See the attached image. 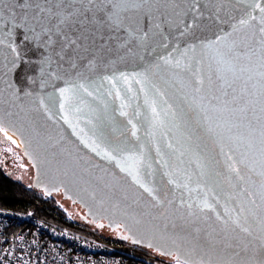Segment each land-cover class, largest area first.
Wrapping results in <instances>:
<instances>
[{"label":"snow or ice","instance_id":"6c2138e0","mask_svg":"<svg viewBox=\"0 0 264 264\" xmlns=\"http://www.w3.org/2000/svg\"><path fill=\"white\" fill-rule=\"evenodd\" d=\"M18 30L23 31L25 41L44 50L39 70L42 72L46 63L48 75L65 84L66 77L72 76L91 80L85 70L91 73L109 59L143 60L141 51L150 53L154 46L167 48V39L174 38L175 33L187 37L191 43L183 55L189 51L193 55L182 69L185 78L174 85L177 109L173 117L179 120L176 126L184 140L180 156L189 152L197 158L203 156L205 161L196 173L198 186H213L208 190L215 193V205L204 200L198 207L214 214V224L208 223L212 217L189 211L188 217H180L185 223L170 226L186 233L192 245L188 255L207 257L200 264H250L248 254L254 253L257 245L264 250V6L257 0H250L246 7L242 0H0V67L6 55L11 70L24 59L22 45L14 39ZM79 87L88 92L83 83ZM69 91V87L59 88L61 111L71 100ZM22 99L17 92L16 98L8 101L9 107H19L16 101ZM53 103L51 98L47 103L41 99L37 109L47 114ZM34 124V134L45 135L43 125ZM99 135L105 138L109 133L101 128ZM8 139L12 140L10 136ZM208 141L226 142L233 152L228 156L232 163L226 173L204 170L219 163L205 151ZM50 147L54 157L60 154L55 143ZM115 150L125 152L126 146L117 145ZM126 159L135 161L136 157L129 155ZM141 162L121 171L128 170L153 200L164 204L167 194L165 200H159L153 195L156 189L140 183ZM186 179L191 181L192 176L186 174ZM167 183L188 190L191 196L193 189L188 183L175 179ZM217 197L225 203L219 205ZM173 203L167 200L169 206ZM185 204L192 209L191 202L181 199L180 207ZM216 205L223 211H217ZM160 215L166 217V212ZM201 221L205 227L199 226ZM164 227L167 230L169 225ZM176 264L181 261L177 259Z\"/></svg>","mask_w":264,"mask_h":264},{"label":"water","instance_id":"95a60500","mask_svg":"<svg viewBox=\"0 0 264 264\" xmlns=\"http://www.w3.org/2000/svg\"><path fill=\"white\" fill-rule=\"evenodd\" d=\"M248 2L250 0H242V6L246 7ZM257 2L264 6V0ZM254 14L258 15V12ZM23 37L22 30H18L17 37H14L22 45L24 55L17 69H10L7 55L0 67V100L4 102V107L0 108V127L12 133L13 140L21 144L23 153L33 165L32 187L47 195L60 191L64 199L85 209V213L79 215L78 210L54 194L72 219L93 231L97 230L104 237L133 243L168 260L179 259L188 264H200L202 259L206 261L203 254L188 255L192 245L186 233L170 226L171 223H185L180 217H188L189 211L200 217H212L208 223L214 224V214L207 209L202 212L198 207L204 200L215 205V193L208 190L213 186L209 184L206 188L202 183L198 186L196 173L198 166L205 161L203 156L197 158L189 152L180 156L184 151L181 146L184 140L181 129L176 126L179 120L173 117L177 109L174 85H179L185 78L182 69L190 62L193 53L189 51L187 56L183 53L191 41L175 33L174 38L167 39V48L154 46L150 53L141 51L145 57L143 60L109 59L91 73L85 70V75L92 76L91 80L72 76L66 77L68 84H65L48 75L46 63L42 65L43 71L39 70L38 62L43 59L44 50ZM165 60H171V63L165 64ZM176 61H179V67H176ZM157 63L159 68L155 67ZM81 83L92 95L79 87ZM62 87L70 88L67 95L71 97L64 111L59 107L62 102L59 88ZM17 92L23 98L16 101L19 107H9L8 101L15 99ZM29 93L31 95H26ZM50 98L54 103L49 113L37 109V101L43 99L47 103ZM34 121L43 125L45 135L37 137L34 134ZM101 128L109 133L107 137L99 135ZM51 143H55L60 152L55 157ZM117 145L126 146V151L115 150ZM208 145L209 149L205 151L219 163L204 170L226 173L228 164L232 163L228 156L234 155L233 152L226 142L221 145L208 141ZM129 155L136 160H127ZM137 161H142L138 165L140 183L156 189L153 195L159 200H165L167 194V200L174 201L172 205L169 206L167 200L158 204L140 187L133 174L128 170L121 171V168L128 169ZM186 174L192 176L191 181L186 179ZM169 179L188 183L193 189L191 196L188 190L169 185ZM225 190H229L227 186ZM181 199L191 202L192 209L189 210L186 204L180 207ZM224 203L219 199V205ZM219 205H216L217 211L222 212ZM161 212H166V217L161 216ZM111 217L117 218L114 223ZM101 218L111 230L118 222L124 230L122 237H113L110 232L106 234V231L88 223L90 219L101 224ZM166 224L169 225L167 230ZM199 226L205 227L202 221ZM154 251L159 254L164 251L165 254L159 255ZM248 255L250 264L264 261V250L258 245L255 252Z\"/></svg>","mask_w":264,"mask_h":264},{"label":"built area","instance_id":"2783aa9c","mask_svg":"<svg viewBox=\"0 0 264 264\" xmlns=\"http://www.w3.org/2000/svg\"><path fill=\"white\" fill-rule=\"evenodd\" d=\"M28 203L25 213L0 209V264H176L104 237L41 199Z\"/></svg>","mask_w":264,"mask_h":264},{"label":"trees","instance_id":"16d2710c","mask_svg":"<svg viewBox=\"0 0 264 264\" xmlns=\"http://www.w3.org/2000/svg\"><path fill=\"white\" fill-rule=\"evenodd\" d=\"M17 149L23 152L21 147H18ZM5 168L6 166H4L0 156V209L17 210L25 213L32 210L31 204H29L28 201L33 203V201L41 199L43 202L57 208L59 212H65V208L61 206V202L54 197L53 194H50L48 199L45 200L47 194L41 189H36L17 180L15 177H12L10 175L11 173H8ZM116 236L119 238L122 237V235H113V237Z\"/></svg>","mask_w":264,"mask_h":264},{"label":"rangeland","instance_id":"374dc122","mask_svg":"<svg viewBox=\"0 0 264 264\" xmlns=\"http://www.w3.org/2000/svg\"><path fill=\"white\" fill-rule=\"evenodd\" d=\"M3 133V132H1ZM5 139L8 138V135H5ZM13 140V138H12ZM12 140L9 141L8 145H4L2 148V152L0 151V156L2 159L3 156V163L6 166V170L11 172V176L15 177L17 180H20L26 185L32 186L33 180V167L29 165L27 161L16 163L15 157H20L18 147H21V144L16 141V143H12ZM67 212V211H66ZM68 213V212H67Z\"/></svg>","mask_w":264,"mask_h":264},{"label":"flooded vegetation","instance_id":"af4514ba","mask_svg":"<svg viewBox=\"0 0 264 264\" xmlns=\"http://www.w3.org/2000/svg\"><path fill=\"white\" fill-rule=\"evenodd\" d=\"M3 132V131H2ZM9 144V141L7 140V138L5 139L4 137V134L0 132V146H1V150L3 148L4 145H8ZM19 155H21L20 157H15V160H16V163H21V162H24V161H27L29 165H32L31 162L28 160V157L23 153V152H19ZM2 162H3V156H2ZM4 164V163H3ZM5 166V165H4ZM33 167V165H32ZM8 173H11L10 171H8ZM53 195H57L58 197L60 196L61 197V201L62 202H67L69 206H73V208H75L76 210H78V214L81 215L83 213H85V209L82 207H79V205H77L76 203H72L71 201H69L68 199H64L62 196H61V193L60 191L57 192V193H52ZM60 200V199H59ZM117 218L116 217H111V220L112 222L114 223L115 220ZM101 224H97L96 222L94 221H91L90 219H88V223L91 224L92 226L96 225L99 229H101L102 231H106V234H107V231L108 233L110 232L111 234H115V235H123V228H121V225H119L118 222H116V225L114 226V230H111L109 228L106 227V224H105V219H99ZM110 235V234H109ZM156 253H158L157 251H155Z\"/></svg>","mask_w":264,"mask_h":264},{"label":"bare ground","instance_id":"6f19581e","mask_svg":"<svg viewBox=\"0 0 264 264\" xmlns=\"http://www.w3.org/2000/svg\"><path fill=\"white\" fill-rule=\"evenodd\" d=\"M2 127V126H1ZM4 129V131H3V133H7V135L8 136H10L11 138H13V135H12V133L11 132H9L7 129H5V128H3Z\"/></svg>","mask_w":264,"mask_h":264}]
</instances>
